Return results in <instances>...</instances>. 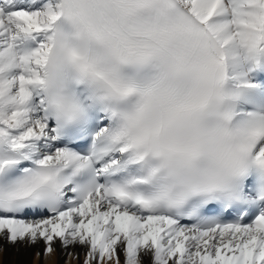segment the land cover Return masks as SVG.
Returning a JSON list of instances; mask_svg holds the SVG:
<instances>
[{
  "label": "snow or ice",
  "instance_id": "obj_1",
  "mask_svg": "<svg viewBox=\"0 0 264 264\" xmlns=\"http://www.w3.org/2000/svg\"><path fill=\"white\" fill-rule=\"evenodd\" d=\"M0 240L264 264V0H0Z\"/></svg>",
  "mask_w": 264,
  "mask_h": 264
},
{
  "label": "rangeland",
  "instance_id": "obj_2",
  "mask_svg": "<svg viewBox=\"0 0 264 264\" xmlns=\"http://www.w3.org/2000/svg\"><path fill=\"white\" fill-rule=\"evenodd\" d=\"M0 245L5 248L2 257L3 264H39V262L34 261L33 253L42 248V244H38L35 248H29L24 244L9 245L6 240H0ZM56 248L57 252L45 264H64V257L59 252L58 241Z\"/></svg>",
  "mask_w": 264,
  "mask_h": 264
}]
</instances>
